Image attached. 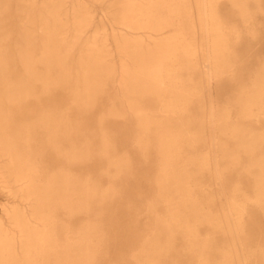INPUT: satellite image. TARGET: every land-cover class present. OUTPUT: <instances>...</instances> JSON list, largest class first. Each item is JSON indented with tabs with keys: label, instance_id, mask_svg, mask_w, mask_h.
<instances>
[{
	"label": "bare ground",
	"instance_id": "6f19581e",
	"mask_svg": "<svg viewBox=\"0 0 264 264\" xmlns=\"http://www.w3.org/2000/svg\"><path fill=\"white\" fill-rule=\"evenodd\" d=\"M262 1L0 0V264H264Z\"/></svg>",
	"mask_w": 264,
	"mask_h": 264
},
{
	"label": "rangeland",
	"instance_id": "374dc122",
	"mask_svg": "<svg viewBox=\"0 0 264 264\" xmlns=\"http://www.w3.org/2000/svg\"><path fill=\"white\" fill-rule=\"evenodd\" d=\"M80 1L86 2L88 0ZM262 3L264 4V1H262ZM219 6L221 13L226 16L228 20H235L236 17H234L233 10L229 3L226 1H221ZM92 8V10H94V22L97 23L100 19L104 20L106 18L105 15L108 12L106 5H94ZM247 27H249L251 29L250 31H252V34L250 35L252 36V40H248L246 42V45L249 47V49L246 53V59L242 62L243 65H241V75L237 78H234V80H226L223 82L211 81L210 95L214 99L217 96L220 104L221 101H223L226 97H231L232 95L236 94L239 89L243 87V85L248 84L247 76L258 67V60L261 61L264 59V16L262 14H256L254 20H252V23ZM240 180L241 183L245 181L243 176L240 177ZM127 193L129 194V191H127ZM144 196L151 197V194L148 192V189H145V187L142 186L140 197L143 198ZM2 200L4 199L0 193V203L3 202ZM246 222V228L251 235L250 243L253 244L257 240L261 241L264 238V220L260 214H255L252 212Z\"/></svg>",
	"mask_w": 264,
	"mask_h": 264
}]
</instances>
